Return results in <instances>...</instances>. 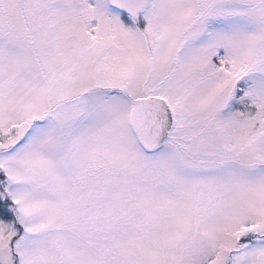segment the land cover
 <instances>
[{
    "label": "snow or ice",
    "instance_id": "1",
    "mask_svg": "<svg viewBox=\"0 0 264 264\" xmlns=\"http://www.w3.org/2000/svg\"><path fill=\"white\" fill-rule=\"evenodd\" d=\"M0 264H264V0H0Z\"/></svg>",
    "mask_w": 264,
    "mask_h": 264
}]
</instances>
